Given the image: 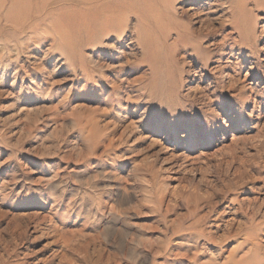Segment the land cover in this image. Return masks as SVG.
Segmentation results:
<instances>
[{
  "label": "rangeland",
  "instance_id": "1",
  "mask_svg": "<svg viewBox=\"0 0 264 264\" xmlns=\"http://www.w3.org/2000/svg\"><path fill=\"white\" fill-rule=\"evenodd\" d=\"M132 4L0 0V264L264 249V0Z\"/></svg>",
  "mask_w": 264,
  "mask_h": 264
},
{
  "label": "bare ground",
  "instance_id": "2",
  "mask_svg": "<svg viewBox=\"0 0 264 264\" xmlns=\"http://www.w3.org/2000/svg\"><path fill=\"white\" fill-rule=\"evenodd\" d=\"M12 3H14L16 0H11ZM168 3V0H166ZM52 2H60L63 4L62 8H72L70 9L71 15L65 17V22L68 25V27H79L81 25V20L83 19V13H89L92 14L93 12L102 11L109 13L110 16H108V20L112 23L115 20H118L119 22L123 17H125L127 14H132L136 10L138 12H141L139 9H137L134 4H132V0H52ZM145 3L143 6V15L144 13L149 11L148 7V0H143ZM79 5H83V9H86L88 11H83L82 6L79 8ZM29 8V7H28ZM26 8V10L28 9ZM25 10V12H26ZM146 11V12H145ZM9 20H14V16H11ZM103 23L102 21H99L97 19H94L91 17V20L88 21V24L96 25L98 23ZM196 48L198 46L195 45ZM199 49V48H198ZM264 215V214H263ZM252 216V215H251ZM253 217V216H252ZM249 223H253L252 219ZM240 229V227H239ZM257 230H254L250 228V231L247 233V236L245 237L243 242H240L239 247L244 246L248 243H251L255 245L254 248L251 249V255L242 256L237 263L234 264H264V256L260 255V250L262 249L264 253L263 247L261 248V245H258L254 242L256 237L258 236L257 233H259V228H256ZM241 230V229H240ZM231 232V230H229ZM234 233V232H233ZM212 238V237H211Z\"/></svg>",
  "mask_w": 264,
  "mask_h": 264
}]
</instances>
